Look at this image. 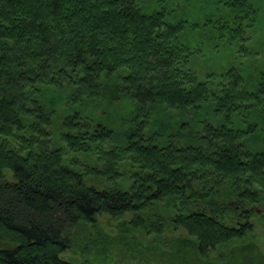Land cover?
Returning a JSON list of instances; mask_svg holds the SVG:
<instances>
[{"label":"trees","instance_id":"16d2710c","mask_svg":"<svg viewBox=\"0 0 264 264\" xmlns=\"http://www.w3.org/2000/svg\"><path fill=\"white\" fill-rule=\"evenodd\" d=\"M181 1L0 0V264H81L65 254L141 231L150 264H264L234 246L264 214V59L196 63L256 58L262 8Z\"/></svg>","mask_w":264,"mask_h":264},{"label":"rangeland","instance_id":"374dc122","mask_svg":"<svg viewBox=\"0 0 264 264\" xmlns=\"http://www.w3.org/2000/svg\"><path fill=\"white\" fill-rule=\"evenodd\" d=\"M216 0H201L200 5L202 7H205L208 11L201 10L203 13H217L216 12ZM255 4H257L258 7H261L262 10L260 11V16L263 19L264 22V0H252ZM180 5H182L184 8H189V2L188 0H182ZM182 10V9H181ZM194 10V9H193ZM200 10V9H199ZM230 12V11H228ZM227 12V13H228ZM258 32L253 34V45L254 49L257 50V55L255 56L256 58H252L250 60H247L244 54L242 52H238V46L233 47V53L232 51L228 50H222L220 53H212L208 50V47L205 46V50L202 55H200L199 59L196 60L197 67L200 72H206L207 70H212V68H223L224 66H228V64H238L241 61H252L253 65L256 64H261L263 59H264V24H258L257 26ZM185 34L187 36H191L194 38V41L196 39L195 33L192 31L188 30ZM186 36V35H185ZM218 39V37L215 38V40ZM225 68V67H224ZM223 68V69H224ZM220 69V70H223ZM131 218V216L129 215ZM128 216L123 217V218H112L111 216H100L99 223L100 227L104 229L105 232L119 237V235H125L127 230H125L123 227L120 226L121 220H125L126 218H129ZM254 221V228L247 236L246 239L242 240V242H239V244H235L234 246H239L243 242H255V244L258 245L259 251L264 254V214L263 215H257L253 217ZM165 235L167 236H177L178 232H172L170 230H167L164 232ZM137 240H134L133 238L130 240L129 246H132L133 249L135 246L139 247H150L148 246L149 244H153L155 241L153 237L148 236L144 232L141 231V233L137 234ZM231 244V245H232ZM131 248H127L126 244H116L112 245V247L109 249L110 252L108 256L106 257H100L97 251H88L86 254H81L80 252L75 251H68L65 255L67 257H70L71 259H77V261H80L81 264H150L146 260H141L140 256L138 253L135 254ZM228 249L224 251V253L228 254ZM216 256L214 253L213 255L211 254V257L215 258ZM227 256V255H226ZM86 257V259L84 258ZM228 256L226 257V261L222 260L221 264H224L228 262ZM215 260V259H212ZM151 264H158V261L152 258Z\"/></svg>","mask_w":264,"mask_h":264}]
</instances>
